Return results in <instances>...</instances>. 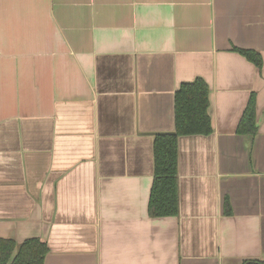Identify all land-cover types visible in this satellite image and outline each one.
Instances as JSON below:
<instances>
[{
  "label": "crops",
  "instance_id": "0c3cea01",
  "mask_svg": "<svg viewBox=\"0 0 264 264\" xmlns=\"http://www.w3.org/2000/svg\"><path fill=\"white\" fill-rule=\"evenodd\" d=\"M197 77L212 131L178 136V213L152 217L154 137ZM0 238L44 264L264 261V0H0Z\"/></svg>",
  "mask_w": 264,
  "mask_h": 264
},
{
  "label": "trees",
  "instance_id": "16d2710c",
  "mask_svg": "<svg viewBox=\"0 0 264 264\" xmlns=\"http://www.w3.org/2000/svg\"><path fill=\"white\" fill-rule=\"evenodd\" d=\"M246 59L262 67L261 54L253 49L233 48ZM209 89L197 77L181 83L175 93L174 132L160 133L154 137V172L150 189L148 214L152 217L176 215L177 195V138L180 135L208 134L212 131L208 113ZM255 97L252 94L237 126L238 133L254 134L257 131ZM225 213L230 207L225 199ZM48 251L45 242L38 238L25 239L17 244L13 239L0 238V264H44ZM255 264H264L256 260Z\"/></svg>",
  "mask_w": 264,
  "mask_h": 264
},
{
  "label": "water",
  "instance_id": "95a60500",
  "mask_svg": "<svg viewBox=\"0 0 264 264\" xmlns=\"http://www.w3.org/2000/svg\"><path fill=\"white\" fill-rule=\"evenodd\" d=\"M167 133H173V132H167Z\"/></svg>",
  "mask_w": 264,
  "mask_h": 264
}]
</instances>
